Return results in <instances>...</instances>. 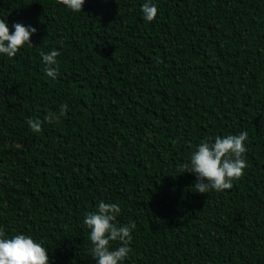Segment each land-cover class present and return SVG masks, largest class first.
Listing matches in <instances>:
<instances>
[{
  "label": "trees",
  "instance_id": "obj_1",
  "mask_svg": "<svg viewBox=\"0 0 264 264\" xmlns=\"http://www.w3.org/2000/svg\"><path fill=\"white\" fill-rule=\"evenodd\" d=\"M141 3L0 0L37 28L0 55V229L44 240L51 264H95L82 220L105 199L136 224L124 264H264V0H158L151 22ZM242 129L243 174L196 192L178 164Z\"/></svg>",
  "mask_w": 264,
  "mask_h": 264
},
{
  "label": "clouds",
  "instance_id": "obj_2",
  "mask_svg": "<svg viewBox=\"0 0 264 264\" xmlns=\"http://www.w3.org/2000/svg\"><path fill=\"white\" fill-rule=\"evenodd\" d=\"M84 3L85 0H63V4L73 12L83 10ZM140 9L143 19L151 22L158 15V0H142ZM36 31L37 28L32 24L15 21L10 25L7 17H0V55H16L23 45L32 44L31 36ZM40 56L47 76L55 79L59 71V49L52 47L42 50ZM67 107L66 104L60 105L59 111L50 112L45 121H59ZM28 125L33 131H39L42 122L39 119H29ZM248 137L247 129L205 137L196 145L191 155L178 164V168L195 173L197 179L192 185L196 192L227 189L245 170ZM120 212L118 202L100 199L94 209L86 211L83 216L82 223L90 230V253L95 264H124L129 256L132 232L136 224L132 220L120 223L117 220ZM115 241L120 243L114 246ZM0 264H51L49 249L44 240L33 234H6L0 229Z\"/></svg>",
  "mask_w": 264,
  "mask_h": 264
}]
</instances>
